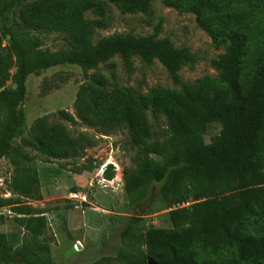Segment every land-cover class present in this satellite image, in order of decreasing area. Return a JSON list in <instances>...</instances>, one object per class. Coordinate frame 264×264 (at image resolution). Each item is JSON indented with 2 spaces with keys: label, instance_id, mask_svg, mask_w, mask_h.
Returning <instances> with one entry per match:
<instances>
[{
  "label": "trees",
  "instance_id": "16d2710c",
  "mask_svg": "<svg viewBox=\"0 0 264 264\" xmlns=\"http://www.w3.org/2000/svg\"><path fill=\"white\" fill-rule=\"evenodd\" d=\"M104 1L123 14L146 12L151 3ZM164 1L194 14L213 43L227 47L212 61L217 77H202L179 91L108 90L101 75L79 88L74 103L79 119L107 128L122 125L127 131L134 149L133 167L122 171L128 204L148 200L166 211L171 225L142 231L130 220L111 258L118 264H264V48L257 47L255 36L264 1ZM92 8L90 0H0V159L13 168L8 187L16 196L0 198V208H9L24 232L0 231V264H11L12 253L24 264H55L49 245L41 240L46 217L20 198H41L38 158L80 159L86 146L83 135L73 136L47 116L35 119L26 132L21 106L27 78L62 66L78 67L85 75L117 56L128 69L136 57L146 64L157 60L179 84L181 68L195 62L188 49L158 38L159 25L150 35L116 33L95 41L105 23L84 17ZM51 34L62 41L54 51L44 48L43 38ZM8 82L12 88L6 87ZM149 110L167 122L162 139L154 137ZM57 116L76 124L66 111ZM212 124L220 127L219 134L205 143ZM74 166L77 174L95 168L91 161ZM113 177V167L107 165L104 178ZM153 185L158 188L152 196Z\"/></svg>",
  "mask_w": 264,
  "mask_h": 264
},
{
  "label": "rangeland",
  "instance_id": "374dc122",
  "mask_svg": "<svg viewBox=\"0 0 264 264\" xmlns=\"http://www.w3.org/2000/svg\"><path fill=\"white\" fill-rule=\"evenodd\" d=\"M90 1L93 8L86 11L84 17L89 20L102 19L105 23L103 28L96 31L95 41L116 33L150 35L159 25L158 38H168L175 47L188 49L195 62L181 68L179 84L172 82L157 60L146 64L136 57L128 69L117 56L99 64L94 70H88L85 75L78 67L62 66L38 71L27 78L26 99L21 106L26 132L35 119L47 116L50 122L63 124L73 136L83 135L86 145L84 156L80 159L44 162L38 158L36 166L41 198H20L21 202L31 205L46 217L47 230L41 240L49 245L51 260L55 264H91L102 257H109V260L100 264H118L111 257L119 249L120 232L132 219L142 231L171 227L166 211H160L150 201L146 200L135 207L128 204L122 171L133 167L131 158L134 149L129 145L127 131L122 125L107 128L79 119L74 108L79 88L93 82L96 75H101L108 90L129 88L140 94L154 88L179 91L182 86L193 84L202 77H217L212 61L222 55L227 47V44H214L199 26L194 14L178 11L166 5L164 0H151L146 12L136 14H123L104 0ZM255 29L257 47L264 48V4L255 20ZM43 39L44 48L51 51L62 45L56 34L45 35ZM3 44H7L6 40ZM6 87L12 88L13 85L8 82ZM60 110L74 116L76 124L58 118ZM146 117L154 137L162 139L166 135V120L150 110ZM219 131L217 124L210 125L203 141L209 143ZM15 143H20V139H16ZM84 161H91L95 168L74 173V165ZM107 165H111L114 172L110 181L104 178ZM12 174V166L6 159H0V198H16L8 187ZM157 188L158 185L150 187L152 196ZM137 212L141 214L137 215ZM0 216L3 217L0 225L2 233L23 236L24 232L17 226L9 208H0ZM11 264L24 263L11 261Z\"/></svg>",
  "mask_w": 264,
  "mask_h": 264
},
{
  "label": "water",
  "instance_id": "95a60500",
  "mask_svg": "<svg viewBox=\"0 0 264 264\" xmlns=\"http://www.w3.org/2000/svg\"><path fill=\"white\" fill-rule=\"evenodd\" d=\"M10 260L12 261V262H14V263H20L21 262V260H20V257L17 255V254H15V253H12L11 254V256H10ZM148 264H154L152 261H148Z\"/></svg>",
  "mask_w": 264,
  "mask_h": 264
}]
</instances>
